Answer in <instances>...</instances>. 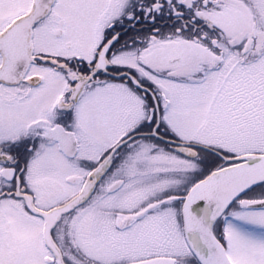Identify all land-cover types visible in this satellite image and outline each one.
<instances>
[{
  "label": "snow or ice",
  "instance_id": "obj_1",
  "mask_svg": "<svg viewBox=\"0 0 264 264\" xmlns=\"http://www.w3.org/2000/svg\"><path fill=\"white\" fill-rule=\"evenodd\" d=\"M0 264H264V0H0Z\"/></svg>",
  "mask_w": 264,
  "mask_h": 264
}]
</instances>
